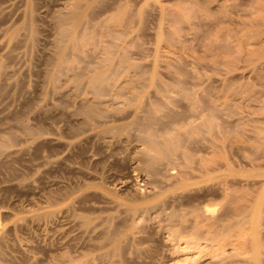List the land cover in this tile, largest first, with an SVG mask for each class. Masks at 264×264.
<instances>
[{
	"label": "rangeland",
	"instance_id": "1",
	"mask_svg": "<svg viewBox=\"0 0 264 264\" xmlns=\"http://www.w3.org/2000/svg\"><path fill=\"white\" fill-rule=\"evenodd\" d=\"M74 1L89 13L82 27L96 24L99 30L105 17L125 5L131 15L119 26V45L137 68L122 70L116 83L135 74L143 82L121 96L107 92L98 120L80 110L92 97L85 83L76 89L71 73L56 88L49 80L57 59L58 20H72ZM256 1L0 0V64L6 67L0 74V264H264V5L258 9ZM177 12L190 13L174 21ZM167 35L174 37L166 42ZM220 36L238 46V60L213 56L205 47ZM94 56L77 61L85 66L84 79L91 72L88 64H98ZM156 81L195 89L198 98L215 100L219 111L216 144L197 135L185 145L192 155L188 165L178 154L152 171L143 159L141 132L131 121L141 102L161 98ZM172 95L169 106L189 113L187 101L177 91ZM20 123L36 134L23 133ZM12 131L18 135L13 141ZM199 159L207 162L203 171L196 168ZM232 199L247 205L249 215L237 214ZM257 203H262L261 225L251 217ZM207 204L216 217L234 225L219 255L211 253L215 241L207 240L204 230L205 250L186 243L194 209ZM175 210L180 218L172 215ZM176 225L183 229L181 236L170 230ZM109 228L121 232L118 252L105 238ZM252 234L263 244L255 261Z\"/></svg>",
	"mask_w": 264,
	"mask_h": 264
},
{
	"label": "bare ground",
	"instance_id": "2",
	"mask_svg": "<svg viewBox=\"0 0 264 264\" xmlns=\"http://www.w3.org/2000/svg\"><path fill=\"white\" fill-rule=\"evenodd\" d=\"M257 1L259 2V0H257ZM261 1L262 0H260L259 5H257L258 6L257 7L258 9L262 8L263 5H264V2L262 3ZM72 5H73V7H75L74 8L75 10H72V14H73V15L71 14L72 15V18H70L72 20L71 21H68V20L67 21H64L63 19H59L58 20V31H57V38H56V43H55L56 44V47H57V59H56V62L54 63L55 66H54L53 70L52 71L49 70L50 71V73H49V80H50L51 84L53 85L52 87H55L56 88V87H58V84L61 81L62 76L64 74L67 75L68 73H71L72 76H73L74 87L76 89H80L83 86V84L85 83L86 84V89H87L86 91H88V93H90L92 95V97L90 99H86V100H84V102H82V104L80 106V110H81L82 114L86 115L88 118H91V119H94L95 120V118L99 117V119H100V116L104 115L103 114V109L100 106V104H101V102L103 100V96L107 92L109 93L110 91L114 90L111 93H114L115 95H120L121 96V95L126 94V92H128L130 89H132V87L135 86L136 84H138L139 82L140 83L143 82V79H141L142 77L135 74V75H130L129 77L126 76L127 78L122 83H120L119 85H117V83H116L118 81L117 79H119L118 76L121 74L122 70H125V69L127 70V68H133V69L134 68H137V65L134 64V62L132 63V62H130L128 60L126 47L119 45L120 44L119 41H120V39L122 37V31L119 30V26L123 25L124 21L125 20L127 21L130 18L131 15H130V11L128 10V7H126L127 5L121 6L119 8L120 9V12L118 14H112V15H109L108 17H105V19L102 21V24H101L102 26L101 25H100L101 27L98 26V27H100V29L98 30L96 28V24L94 26L93 25L87 26V24H89V23H87L85 27H82L81 24H82V22L84 20H86L89 17V16L87 17V15L89 13H87V11H85V10H80V8H79L80 7V3L77 2V1H74L72 3ZM172 12H173V10H172ZM262 12H263V10H262ZM188 13H190V12H188ZM187 14H181V13H178L177 12V14H175V16H174V19L184 17ZM131 18L133 20V17H131ZM174 19H172V20H174ZM90 20H92V19H90ZM180 20L182 21V19H180ZM174 21H178V19L177 20H174ZM89 22H91V21H89ZM128 22H129V20L127 21V23ZM92 23H90V24H92ZM96 23H97V21H96ZM127 23H126V25H127ZM28 27L30 28V33H31V35L33 37L35 35V30L32 28V26H30V24L28 25ZM174 35H167L166 38H165L166 42L171 41L172 38L174 37ZM222 35L224 36V34H222ZM223 36H220L219 38L218 37H216V38H210V40L206 43V46L205 47H207V49L209 50V52L213 56H216V55H219V54H221V55L222 54L223 55L224 54H227L228 55V58L226 60L232 61L234 59H237L236 58L238 56L237 52L239 51V49L237 51V47L238 46L237 47L235 46L236 47L235 48L228 40L225 39L226 37L224 38ZM123 41L124 40H122V42ZM175 41H176V39H175ZM171 43L172 42H170V44ZM116 46L119 47V49H117V51L114 49ZM116 52L119 53V56H117V58L119 57V59H118L117 62H115L116 60L114 61V57H116V56H114V54ZM94 54H97V56H99L98 57L99 60H96V61H98V64L96 63L97 65H94V66L88 64L89 70L91 72H89L90 74L88 73L89 75L87 74V77L84 79V75H85L84 73H86V72H84L82 68H85V66H84V64L82 65L84 67L80 66L79 63L77 64V61H83V60L84 61H86V60L88 61L89 59H91L94 56ZM115 55H117V54H115ZM224 57H225V55H224ZM179 58L176 59L177 62H178V59ZM257 58H258V56H257ZM94 59H97V57L95 58V56H94ZM88 66H87V68H88ZM3 68H6V67H4V65L0 64V74L3 72ZM125 75H126V73H125ZM153 81H154V79H153ZM156 82L158 84V86H156V87H158L157 89H159V93H161L160 95H162L161 98L160 99L158 98L157 100H154L153 102H148L147 101V102H145L143 104L141 102V105L138 106V109H137L138 111L135 110L137 112H135L136 114L134 115V117L132 118V121H131L132 126L135 127V128H137L141 132L139 134H141L140 137H142L143 143L145 145V146L142 147L143 159H144V162H145L146 166L148 168H150L152 171H156L157 170V167H158V165L160 163L162 165V163H164L166 161H169V162L172 161L175 158V156L178 155V154H181L182 156H184V158L186 159L184 165H186L187 164L186 162L192 158L191 153L188 151L187 148H185V145L187 144L186 142L187 141H192L194 138L197 137V135H203V136L205 135L206 138H207V140L211 144L214 145V143H215V139H214L215 138V130L218 129V127L216 128L217 122L215 120V117L217 116L218 111H219L218 105L214 102L215 100L214 101L209 100V99L206 100V99H204L202 97L201 98H198L195 95V91H196L195 89H194V92H193L191 88H190L191 89L190 90V89H188V87L182 86V84H180L178 86H175L174 85V87H172L171 85L173 83L171 85H169V84H164L163 82H160V81H156ZM173 90L174 91H177L180 94V96H182L181 98H184L185 101H187V106H188V109H189V111H188L189 113L180 112L178 110H175V108H171L169 106V103H171V102L174 101V97L172 95L173 92H174ZM171 91H172V94H171ZM204 91H206V90H204ZM131 95L132 94H130L129 96H131ZM211 98H213V97H211ZM224 102H226V101H224ZM102 103H105V102H102ZM184 114H188L189 116L186 117V121L180 122V118H182V116H184ZM96 120H98V118ZM19 126L22 129L23 133H26V134H29V135H35L36 134V130H34L32 127H30V125H28L27 123H20ZM227 132H228V130H227ZM17 136L18 135L16 134V132L12 131V132H10L8 138L13 141V140H16ZM216 138H218V137L216 136ZM1 143H2V141H1ZM2 144H4V142ZM1 146H3V145L0 144V150L2 148ZM262 148H263V146H262ZM205 158H207V157H205ZM197 161H199V163H198V166L195 165L196 168L202 169V171H203L204 170L203 168L205 167V165H206L207 162L205 163L204 161H200V159L197 160ZM192 162H194V161H192ZM178 163L180 164V161ZM189 163H190V161H189ZM171 164H175V163L172 162ZM208 165H210V164H208ZM163 166H165V165H163ZM179 167H180V165H179ZM191 167H192V165H191ZM210 167H211V165H210ZM175 168H177V167H175ZM192 169H193V167H192ZM194 170L196 171L197 169L194 168ZM211 170L212 169H210L209 172H211ZM189 171L191 172V169ZM199 171L197 170V172H199ZM173 172H169V177L170 176H173ZM185 172L187 173V171H185ZM212 172H213V170H212ZM199 174H200V172H199ZM153 175H154V179H156L155 178V174H153ZM191 176H194V175L191 174ZM192 178L193 177H191L190 179H192ZM183 180H185V179L183 178ZM180 181H181V179H180ZM183 183H184V181H183ZM185 184H186V180H185ZM232 196H233V194H232ZM259 197L261 198V196H259ZM169 201H167V202H169ZM236 202H237V200L232 199L231 204L234 203V205L233 206L231 205L232 206L231 208H233V210H235V212H237V214L242 215L241 217L248 216L249 215L248 213L250 211L249 210V207H247V205L245 206L244 204H238ZM257 205H260V206L258 207V209L256 211L252 209L253 210L252 212H255V213H254L253 216L251 215V217L255 220V222H256L255 224L256 225H261V223H262L261 218L262 217L260 219H259V217H260V213H261V208H262L261 205H262V203L261 204H258L257 203ZM164 208H166V207H164ZM254 208L256 209L257 207L254 206ZM142 209H144V207ZM161 209H163V208H161ZM175 211L172 213V215L173 216H177V217L180 218L181 217V214H179L177 210H175ZM194 211H195V213H194L193 225L191 226V229H188L189 230L188 231V234L186 233L187 235L185 236L186 237V243L188 245H190V248H191V246H193V247H196V248L199 247L200 248V251L205 250L206 248L202 247V243L200 242L201 241L200 240L201 239L200 237L202 236L201 235V231L204 230L203 232L205 233L206 239L208 238V239L212 240L213 242L215 241V243L216 242L218 243V244L213 243L217 247H214V245L212 244L213 249L210 248L211 253L213 252L214 255H219L225 249V247H224L225 241L226 240L228 241L227 238H229V230H230V227L232 225L231 224H227V222H224V220H223L224 219L223 218L224 216L222 218L221 217H216V215L213 213L215 211L213 209H211V207L209 208V205L208 204L205 205V206H203V207L195 208ZM165 213H167V211H165ZM229 213L230 212H228V214ZM77 214H79V213H77ZM183 216L182 217L184 219L187 215L186 216L183 215ZM220 216H222V215H220ZM160 218H162V217H160ZM260 220H261V223H260ZM189 221H188V223H190ZM227 221L230 222L231 220H227ZM82 222H83V220H82ZM84 223L89 226L90 223H91V221H90V219L85 218L84 219ZM233 226H232V228H233ZM256 227H258V226H256ZM232 228H231V230H232ZM170 230H172L171 232L176 237L177 236H181L183 234V229L180 226L177 227V225L176 226H172ZM185 230H184V232H185ZM120 233L121 232L115 231L114 229H110V228L107 229L106 230V233H105L106 234L105 235V238H108L109 239L107 241L108 242L111 241L113 243V245H114V249H113L114 252L120 251L121 250V247H122V245H121L122 244L121 243V240L122 239L120 237ZM254 234H256V236H257V233H254ZM0 235H1V231H0ZM230 235H232V234L230 233ZM253 237L255 238V241H256V242L253 243V244H255V245H253V246H255V249H254V256L252 255L253 258H254L253 260L255 261V260L259 259L258 258L259 255L262 254V246H263V244L261 245V243H259V241L257 240V238L253 234L250 237V239H252ZM3 238H4L3 236L0 237V244L1 245H4V244H2V239ZM244 238H245V236H244ZM244 240H246V239H244ZM247 242H248V240H247ZM243 244H244L243 242L240 243V246H242ZM179 245H180V243H179ZM183 246L185 247V244ZM178 248H179V246H178ZM180 248H182V247H180ZM239 249H241V248H239ZM248 262H249V260H248ZM76 264H83V263L82 262H78ZM216 264H218V263H216Z\"/></svg>",
	"mask_w": 264,
	"mask_h": 264
}]
</instances>
